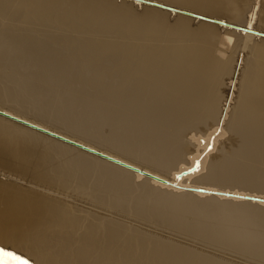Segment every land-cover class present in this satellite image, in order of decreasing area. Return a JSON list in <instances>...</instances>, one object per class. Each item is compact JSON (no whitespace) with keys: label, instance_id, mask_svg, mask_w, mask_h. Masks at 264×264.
<instances>
[{"label":"bare ground","instance_id":"obj_1","mask_svg":"<svg viewBox=\"0 0 264 264\" xmlns=\"http://www.w3.org/2000/svg\"><path fill=\"white\" fill-rule=\"evenodd\" d=\"M0 31V243L30 264L264 260V0H0Z\"/></svg>","mask_w":264,"mask_h":264},{"label":"rangeland","instance_id":"obj_2","mask_svg":"<svg viewBox=\"0 0 264 264\" xmlns=\"http://www.w3.org/2000/svg\"><path fill=\"white\" fill-rule=\"evenodd\" d=\"M48 32H50V33H52V34H60V33H62L63 32V29H60V28H53V29H51L50 31H48ZM0 35H2V32L0 31ZM42 43H44L45 45H46V47H45V52H47V51H51V50H56V51H60L61 53H63V55H66V54H69L70 53V51H69V49L67 48V46L65 45V42H42ZM29 47H31V45L30 44H28V43H26L25 45H24V48H29ZM2 62H0V64H1ZM75 72V71H74ZM243 72V68H242V71H241V73ZM75 75H77V76H79V77H76V78H78V79H80V77H85L84 75L85 74H81V73H75ZM10 86L12 87V85L10 84ZM1 92V91H0ZM0 95H2V94H0ZM20 104H22V106H23V103L24 102H22V101H18ZM1 105H4L3 103H1ZM7 107V106H6ZM11 109V108H10ZM12 111L11 112H16L15 110H13V109H11ZM20 114H22V113H20ZM24 115H26V116H28V117H25L26 119H30V120H32L31 118H29V116L30 115H27V114H24ZM30 117H32V116H30ZM228 136V133H226V135H225V137H227ZM220 141H223L222 140V138L221 139H218L217 141H216V143H219ZM223 144H226V145H230V144H232V142H231V140H229V139H225V142L223 143ZM26 182H28L31 186H34V187H36V186H41L40 185V183H36V182H33V181H26ZM82 200V199H81ZM82 202H84V203H86V201L85 200H82ZM191 216V215H190ZM186 238L187 239H192V238H190L189 236H186ZM196 241V240H195ZM202 242V245L200 244ZM201 242H198V243H196V246L198 245L199 247H201V248H204L205 247V245H207L204 249H210L209 251H214V252H219V249H220V247L219 246H217V245H212V244H208L207 242H204V241H201ZM203 242H204V244H203ZM195 243V242H194ZM203 245H204V247H203ZM211 245V246H210ZM214 246V247H213ZM215 248H216V250H215ZM219 248V249H218ZM214 249V250H213ZM224 250H222V248L220 249V252H223V251H225V252H230L231 250H229V249H227V248H223ZM227 249V250H226ZM224 252V253H225ZM232 252V251H231ZM233 253V252H232ZM226 254V253H225ZM254 261V263H256V260H253ZM258 262H257V264H262L260 261H262V262H264V260H257ZM264 264V263H263Z\"/></svg>","mask_w":264,"mask_h":264},{"label":"snow or ice","instance_id":"obj_3","mask_svg":"<svg viewBox=\"0 0 264 264\" xmlns=\"http://www.w3.org/2000/svg\"><path fill=\"white\" fill-rule=\"evenodd\" d=\"M199 163L200 161H196V166L189 168L188 173L198 171ZM188 173H184L183 175H187ZM176 179H181V176H177ZM0 264H30V259L23 253L13 250L10 247L5 246L3 243H0Z\"/></svg>","mask_w":264,"mask_h":264},{"label":"water","instance_id":"obj_4","mask_svg":"<svg viewBox=\"0 0 264 264\" xmlns=\"http://www.w3.org/2000/svg\"><path fill=\"white\" fill-rule=\"evenodd\" d=\"M153 4L156 5V6H159V7L167 8V7H165V6L161 5V4H158V3H153ZM1 114L5 115V116H7V117H9V118L15 119L16 121H19V122H21V123H23V124H25V125H27V126H30V127H32V128L38 129V130H40V131H42V132H45L46 134H49V135H52V136H54V137L60 138V139H62V140H64V141H67V142H69V143H71V144H74V145L80 146V147L83 148V149H86V150H88V151H91V152L97 153V154H99V155H101V156H105V155L101 154L100 152H95V151H93V150H91V149H88V148H86V147H84V146H82V145H79V144H77V143H75V142H72V141H69V140H67V139H64V138H62V137H60V136H58V135H56V134H53V133L48 132V131H46V130H44V129L38 128V127H36V126H33L32 124L26 123V122L21 121V120L16 119V118H13V117H11V116H9V115H6V114H4V113H2V112H1ZM109 159H112V158H109ZM112 160H114V161H116V162H118V163H121V162L118 161V160H115V159H112ZM122 164H123V163H122ZM123 165H125V166H127V167H129V168H131V169H133V170H138V171H139V169H137V168H135V167H133V166H131V165H127V164H123Z\"/></svg>","mask_w":264,"mask_h":264}]
</instances>
